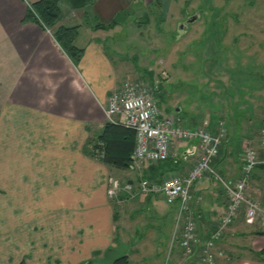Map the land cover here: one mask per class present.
Here are the masks:
<instances>
[{
    "label": "crops",
    "instance_id": "1",
    "mask_svg": "<svg viewBox=\"0 0 264 264\" xmlns=\"http://www.w3.org/2000/svg\"><path fill=\"white\" fill-rule=\"evenodd\" d=\"M35 1L0 0V194L8 197L12 207L21 214L20 222L16 223L17 218L12 212L3 213L6 226L17 232V238L5 241L9 245L0 257V264H17L22 260L28 264H76L78 246L85 254L79 262L86 264L94 253H100L96 257L99 259L103 257L101 253L118 245L119 242L114 245L118 236L116 226L122 229L125 214H128L126 219L132 220L141 212L151 217L149 234L155 236L154 239L149 237L147 243L155 249V256L147 264H164L162 248L167 249L168 243L170 247L173 245L169 264H207L200 261L198 254L186 256L180 246L186 214L179 202L168 203L160 192L143 194L127 200V204L114 213L107 193L110 176L130 172L135 177L127 180L136 184L142 177L161 182L171 175L186 174L201 154L197 139L175 142L169 158L163 163L140 165L135 161L130 169L106 165L84 151L88 140L99 134L108 121L105 108L110 95L132 71L126 62L127 54L116 55L117 51H111L110 45L115 46V36L121 27L124 31L130 30L128 39L134 41L137 38L134 20L118 19L113 23L114 19H99L102 10L96 8L98 0L80 9L61 0L62 17L58 24L78 25L75 44L84 49L79 65H75L62 51L51 30L34 21L22 22L28 7ZM117 1V6L110 4L113 18L122 10L120 0ZM110 37L113 43L109 42ZM258 88L259 101L245 99L252 95L249 91L244 94V99L236 100L244 108L240 114L218 107L211 116L189 108L185 115L184 124L189 128L204 124L216 132L220 125L225 126L224 144L214 165L227 180L240 176L244 149L259 145V134L264 125V83ZM175 110L164 112L160 108L161 117L176 113L181 117V109ZM239 136L244 139L242 147L236 141ZM39 185L40 192L33 190L32 187L39 188ZM246 193L260 201L258 215L250 222L244 209L240 211L223 232L218 245L225 254L214 264H264V229L261 225L264 163L255 168ZM117 198H126V193L120 192ZM34 199L36 201L32 203ZM190 203L202 214L201 236L209 237L216 229L217 219L226 210L223 186L210 176L202 178L191 189ZM56 216H62V220L54 219L50 223ZM34 221L36 224L31 229L42 234L38 239L24 236L31 231L28 224ZM164 239L169 242L166 240L164 244ZM120 241L128 245V256L132 252L130 247L145 245L139 239L134 245L128 242L129 239ZM9 246L20 250L8 254ZM40 248L55 249L56 257L53 260L48 256L47 259L40 258L36 251L39 249L43 253L45 250ZM129 262L139 264L137 260Z\"/></svg>",
    "mask_w": 264,
    "mask_h": 264
},
{
    "label": "rangeland",
    "instance_id": "2",
    "mask_svg": "<svg viewBox=\"0 0 264 264\" xmlns=\"http://www.w3.org/2000/svg\"><path fill=\"white\" fill-rule=\"evenodd\" d=\"M98 1L96 8L102 10L99 19L134 20L132 24H136L133 27L137 38L134 41L128 39L130 35L127 32L130 30L124 31V27H121L115 36L116 44L113 48L110 45V49L117 51L118 56L127 54L126 62L132 69L128 79L139 77L154 87L156 102L164 112L176 111L179 107L184 123L189 109L204 111V116H211L218 107L235 110L240 114L244 108L236 100L244 99V94H249L247 91L252 92V95L245 99H261L260 92L256 90L264 83V0H120L122 10L114 18L110 12V4L117 6L118 1ZM195 14L199 17L188 22V18ZM182 23L186 24L183 29L180 28ZM110 39L109 42L113 43L112 37ZM174 102L176 106L169 107ZM234 116L237 117L235 113ZM238 138L236 141L242 147L244 139L241 136ZM145 162L138 163L141 165ZM116 176L124 184L128 182L127 179L135 177L130 172ZM35 187H32L33 190H42L40 185L39 188ZM119 193L113 197L108 195V202L114 213L127 204V200H134L139 196H129L125 192L126 198L118 199ZM11 203L8 197L0 194V257H3L5 248L9 245L5 241H12L11 237L17 238V232H12L11 227L6 226L3 213L12 212L13 217L17 218L16 223L21 220L20 212ZM125 215V221L123 219L121 223L122 229L116 226L118 236L115 237L114 245L123 239H129L128 242L143 240L146 246L140 244L139 247H130L132 252L129 250L128 258L137 260L139 264H147L155 256V249L147 244L150 242L151 217L141 212L128 220V214ZM54 219L62 220V216H56L50 223ZM35 224L36 221L28 224V227L31 229ZM39 234L42 235L31 229L24 236L38 239ZM150 238L154 239L155 236ZM166 240L168 239L163 240L164 244ZM135 241L132 242L133 245ZM172 246L168 243L167 249L162 248L165 252L164 257L161 255L164 264H169ZM40 249L46 250L43 253L39 249L36 251L40 258L48 256L53 260L56 257L55 249ZM8 250V254H11L20 249L9 246ZM77 251L76 264H79L85 254H82L84 249L81 246L76 247ZM167 251L169 252L166 254ZM101 254L104 256V253ZM99 255L100 253H94L86 262Z\"/></svg>",
    "mask_w": 264,
    "mask_h": 264
},
{
    "label": "built area",
    "instance_id": "3",
    "mask_svg": "<svg viewBox=\"0 0 264 264\" xmlns=\"http://www.w3.org/2000/svg\"><path fill=\"white\" fill-rule=\"evenodd\" d=\"M154 90V87L139 77L127 79L110 95L105 108L109 121L122 123L136 131L133 153L135 161L163 162L169 158L175 142L189 139L199 141L201 154L186 174L171 175L161 182L142 177L136 184L130 181L124 184L117 177L110 176L107 193L113 197L121 191L129 196L160 192L168 203L179 202L181 210L186 214L180 236L184 254H198L203 263L214 264L225 254L218 245L223 232L234 222L240 211L244 209L246 219L250 222L258 215L260 201L248 196L246 188L255 168L264 163V125L260 130L258 147L249 145L243 151L240 176L227 180L214 165L224 144L225 126L220 125L218 131L214 132L204 124L186 127L177 113L161 117ZM206 176L223 186L226 210L217 219L216 229L209 237L203 238L199 232L202 214L191 207L190 201L192 187ZM261 225L264 229V214L261 215Z\"/></svg>",
    "mask_w": 264,
    "mask_h": 264
},
{
    "label": "trees",
    "instance_id": "4",
    "mask_svg": "<svg viewBox=\"0 0 264 264\" xmlns=\"http://www.w3.org/2000/svg\"><path fill=\"white\" fill-rule=\"evenodd\" d=\"M67 1L73 8L80 9L92 4L95 0ZM60 2L61 0H37L33 2L28 7L22 22L34 21L51 30L62 51L75 65H79L84 55V49L75 44L79 27L78 25L63 26L58 24L62 17ZM117 22L118 19H114L113 23ZM135 145L136 131L133 128L108 120L105 122L101 132L88 140L84 151L106 165L117 169H130L135 163L133 156ZM91 262L92 260L86 264H91ZM127 262H129L128 255L120 263ZM17 264H27V262L22 260Z\"/></svg>",
    "mask_w": 264,
    "mask_h": 264
},
{
    "label": "water",
    "instance_id": "5",
    "mask_svg": "<svg viewBox=\"0 0 264 264\" xmlns=\"http://www.w3.org/2000/svg\"><path fill=\"white\" fill-rule=\"evenodd\" d=\"M199 17L198 14L191 15L188 22H193ZM186 24L182 23L180 28H185ZM128 245L120 241L116 247H110L105 251L102 258L92 260L91 264H136L135 262L120 263L126 256Z\"/></svg>",
    "mask_w": 264,
    "mask_h": 264
}]
</instances>
